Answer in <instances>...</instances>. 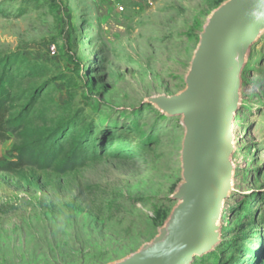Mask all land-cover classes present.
I'll use <instances>...</instances> for the list:
<instances>
[{"label":"rangeland","instance_id":"rangeland-1","mask_svg":"<svg viewBox=\"0 0 264 264\" xmlns=\"http://www.w3.org/2000/svg\"><path fill=\"white\" fill-rule=\"evenodd\" d=\"M221 1L0 0V76L15 106L35 94L0 163L35 142L55 160L0 170V264H106L155 236L174 204L183 130L144 100L184 88ZM241 82L221 242L192 264H264V32ZM73 149L81 165L60 172Z\"/></svg>","mask_w":264,"mask_h":264},{"label":"water","instance_id":"water-1","mask_svg":"<svg viewBox=\"0 0 264 264\" xmlns=\"http://www.w3.org/2000/svg\"><path fill=\"white\" fill-rule=\"evenodd\" d=\"M264 32V0H222L206 17L184 73V88L145 98L183 130L174 204L155 236L106 264H192L221 242L220 219L233 190L241 75L251 46Z\"/></svg>","mask_w":264,"mask_h":264},{"label":"trees","instance_id":"trees-1","mask_svg":"<svg viewBox=\"0 0 264 264\" xmlns=\"http://www.w3.org/2000/svg\"><path fill=\"white\" fill-rule=\"evenodd\" d=\"M4 75L6 74L0 76V143L8 140L11 135L15 138L19 137L22 129L27 124V115L35 105V94H33L25 104L15 106L11 94L13 81ZM47 147H49V144H47ZM15 151L17 154L14 160L0 163L1 171L13 172L27 166L47 169L55 164L54 152L50 148L44 149L38 142L19 144L15 146ZM62 152V149H58V153ZM78 153V150L73 149L66 156V159L58 166L60 172L65 173L81 165Z\"/></svg>","mask_w":264,"mask_h":264},{"label":"built area","instance_id":"built-area-1","mask_svg":"<svg viewBox=\"0 0 264 264\" xmlns=\"http://www.w3.org/2000/svg\"><path fill=\"white\" fill-rule=\"evenodd\" d=\"M51 50L54 52V46L51 47Z\"/></svg>","mask_w":264,"mask_h":264}]
</instances>
